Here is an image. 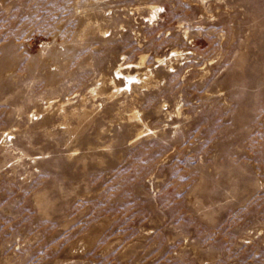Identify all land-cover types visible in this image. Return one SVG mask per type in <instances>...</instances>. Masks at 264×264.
<instances>
[{"label": "rangeland", "instance_id": "obj_1", "mask_svg": "<svg viewBox=\"0 0 264 264\" xmlns=\"http://www.w3.org/2000/svg\"><path fill=\"white\" fill-rule=\"evenodd\" d=\"M0 264H264V0H0Z\"/></svg>", "mask_w": 264, "mask_h": 264}, {"label": "bare ground", "instance_id": "obj_2", "mask_svg": "<svg viewBox=\"0 0 264 264\" xmlns=\"http://www.w3.org/2000/svg\"><path fill=\"white\" fill-rule=\"evenodd\" d=\"M118 73H120V72H118Z\"/></svg>", "mask_w": 264, "mask_h": 264}]
</instances>
